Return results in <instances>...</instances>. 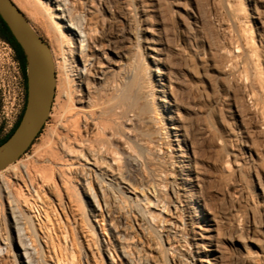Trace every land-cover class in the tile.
Listing matches in <instances>:
<instances>
[{
  "label": "bare ground",
  "instance_id": "1",
  "mask_svg": "<svg viewBox=\"0 0 264 264\" xmlns=\"http://www.w3.org/2000/svg\"><path fill=\"white\" fill-rule=\"evenodd\" d=\"M22 1L30 9V14L41 31L50 39L54 68L59 73L56 90L65 100L64 105L59 108L62 110L59 122L65 133L62 132L63 137L59 134L61 138L57 146L64 152L61 151L62 155L65 154L64 156L76 161L77 166L72 165L75 168L77 188L73 185L76 188L77 203L83 204L81 213L77 214L80 212L76 210L77 207L75 213L72 207L76 201L73 203V193V196H68L71 190L67 189L68 193L66 189L62 193H53L50 186L47 189L49 194L54 196L59 208L71 217L69 224L76 234L75 241L86 264H90L89 254L93 258L98 254L103 264H204L205 259L198 258L199 239L195 231L191 232L193 235L189 237L187 229L193 222V214L197 211L200 200L192 198L176 180L167 181V172L162 169L161 172L164 173L158 174L161 176V179L158 177L159 182H155L151 177V172H156L166 161L164 140L173 135V143L179 146V152L181 141L178 140L180 130L171 128L175 130L170 133L162 126V111L165 112L167 107L164 105L165 100H160L156 92L165 96V91L157 90L155 85L161 88H165V85L161 78L152 79L143 52L145 47L142 45L141 22L144 9L140 14L139 8L145 5V2ZM32 27L38 33L37 28L33 25ZM246 41L241 45V42L237 43L238 53L245 52L249 47ZM108 50L113 54H109ZM251 51L246 50L249 54ZM148 57L155 63L160 60L155 54ZM252 57L254 56L250 58L253 59ZM37 81L38 76L33 84L36 85ZM48 134L51 135L49 132ZM180 134L181 137L186 136ZM236 136L243 138L240 129ZM53 137L55 138V135ZM50 151L54 150L50 148ZM49 154L51 153L46 157H49ZM53 155L56 154L53 152ZM227 163L229 165V162ZM233 163L238 166L239 161L234 159ZM163 166L166 169L164 164ZM8 167L9 177L16 181L21 179L22 184L24 181L26 184L30 173H26V166L20 164V167H15L12 164ZM61 169L59 172H64ZM70 171L68 170V174ZM177 171L180 176H184L181 168ZM37 174L42 175L43 172ZM33 175L35 177L36 174ZM156 175L154 176L157 177ZM179 178L184 183V179ZM30 181L24 185V190L30 195L33 194L37 202H40V191L35 188L37 184L34 183L33 186ZM11 184L8 176L0 172V256L12 255L13 252L11 264H66L62 258L65 257L62 254L64 250L66 257L70 256L73 260V242L69 246L67 236L64 237L63 248L57 251L48 226H44L42 235L38 234L31 216L32 209H38L36 202L34 205L29 203L23 188L17 186L14 191V185ZM2 201L5 210L2 208ZM81 207L79 206V209ZM44 212L47 214L45 209ZM104 214L109 218L107 224L111 239L108 240L104 238V234L101 237L97 234V218L100 216L104 220ZM78 215L82 219L81 222ZM128 217L135 223V231L134 224L127 223ZM57 220L62 221L59 217ZM82 222L95 236L96 251L90 249L88 243L84 246L80 240L85 238ZM209 226L213 227L211 223ZM64 230L66 231V226ZM212 230L207 229L209 232L206 235H203L204 230H201L197 235L200 239H207L210 251L215 253L216 262L221 249L218 247L220 244L215 242L214 234H210ZM136 236L144 239L145 243L141 239L135 240ZM166 254L172 255V258L168 259ZM71 260V264H74Z\"/></svg>",
  "mask_w": 264,
  "mask_h": 264
},
{
  "label": "rangeland",
  "instance_id": "2",
  "mask_svg": "<svg viewBox=\"0 0 264 264\" xmlns=\"http://www.w3.org/2000/svg\"><path fill=\"white\" fill-rule=\"evenodd\" d=\"M12 1L30 24L37 28L38 34L47 42L51 50L50 39L41 31L35 18L30 14V9L22 0ZM143 1L145 5L139 8V13L141 14V10L144 9L141 36L147 68L152 79L161 78L165 85V88L155 85L157 90L165 91V96L156 92L160 100H165L164 105L167 107L165 112L162 111V126L170 133L175 130L171 128L180 130L178 140L181 141L179 152L177 151L179 146L173 143L175 140L173 135H169L168 139L164 140L167 162L164 161L162 166L164 164L166 169L161 166L162 168H158L156 172H151L153 175L151 177L155 182H159L161 179L159 175L164 173L161 172L162 169L167 172L165 178L167 181L176 180V183L188 191L192 198L200 200L201 205H198L197 211L193 214V222L187 229L189 237L195 231L199 239L198 258L207 260H204V264L205 262L264 264V0ZM244 40L250 47L247 48L248 51L252 50L250 54L246 52L247 49L242 53L237 52V43L241 42V45ZM108 53L113 54L111 50H108ZM153 54L158 55L159 62L155 63L148 57ZM251 56H254L253 59L250 58ZM54 70L55 99L53 98L47 121L32 146L13 163L15 167H20V164L26 166L28 170L26 173H31L28 174V180L31 179L33 186L37 184L35 188L40 191L42 202H37L33 194L30 195L24 190L28 180L26 184L25 181L22 184L21 179L16 181L9 177V167L1 172L8 176L11 185H14V191L15 187L20 186L26 192L25 196L29 203L34 205L36 202L38 209L33 208L31 216L38 234L42 235L41 232L45 231L44 226H48L57 251L63 248V239L67 236L68 245L73 242L74 257L71 260V257H66L67 254L62 250L65 263L69 264L71 260L74 264H86L75 241L76 234L69 224L71 217L59 208L54 196L49 194L47 189L50 186L53 193L56 191L62 193L65 189L68 193L71 190L68 196L74 194L72 197L74 199L71 197L70 199L73 203L76 201L77 180L72 165L77 166L76 161L64 156L65 154L62 155L64 152L57 146L65 133L59 122L62 115V110L59 108L64 105L65 100L56 90L59 73L56 68ZM18 73L25 91L20 64H18ZM15 95L12 77L0 67V138L4 136L6 125L14 121L21 110L22 104ZM169 116L170 118H167ZM52 127L57 129L53 130ZM58 129L61 132H58ZM238 129L242 131L241 140L236 136ZM180 133L186 136L181 137ZM50 148L54 151H50ZM53 152L56 155H53ZM48 153L52 155L46 157ZM65 159L67 161L70 159V162ZM234 159L239 161L238 166L233 163ZM60 166L65 167L62 168L64 172H59ZM179 168L182 169L184 176H180L177 171ZM68 170H71L70 175ZM41 171L42 175L37 174ZM33 174H36L35 177ZM59 174L61 175L58 176ZM179 177L184 179V183ZM66 179H70V183ZM34 180L36 181L33 182ZM60 181L64 183L61 184ZM2 204L5 210L3 201ZM72 205L74 210L77 207L76 210L80 211L77 214H80L83 204L76 201ZM77 205L82 207L79 209ZM58 217L62 221L59 222ZM97 219L99 220L97 234L100 237L104 234L106 240L111 239L107 215L104 214V220L100 216ZM126 221L134 224L135 231L136 225L133 220L128 217ZM82 223L85 238L82 237L80 240L84 246L88 243L90 249L96 251L95 236L85 223ZM210 223L213 227L209 226ZM207 229H213L210 234H214L215 242L220 244L218 247L221 252L216 262L215 253L210 251L211 247L207 239H200L197 235L201 230H204L203 235H206L209 232L206 231ZM136 239L141 237L136 236ZM141 241L145 243L144 239ZM169 253L173 252L169 251ZM11 254L0 256L2 259L0 264H11L13 252ZM89 256L90 264H103L98 254H95L94 258L90 254ZM166 256L168 259L172 258V255L166 254Z\"/></svg>",
  "mask_w": 264,
  "mask_h": 264
},
{
  "label": "water",
  "instance_id": "3",
  "mask_svg": "<svg viewBox=\"0 0 264 264\" xmlns=\"http://www.w3.org/2000/svg\"><path fill=\"white\" fill-rule=\"evenodd\" d=\"M0 18L23 52L26 74L25 109L13 134L0 145L1 172L27 152L43 129L54 98L55 70L49 45L12 0H0Z\"/></svg>",
  "mask_w": 264,
  "mask_h": 264
},
{
  "label": "built area",
  "instance_id": "4",
  "mask_svg": "<svg viewBox=\"0 0 264 264\" xmlns=\"http://www.w3.org/2000/svg\"><path fill=\"white\" fill-rule=\"evenodd\" d=\"M18 64L19 63L16 59L15 52L13 48L11 47V45L5 40L0 38V67L1 69L5 70L8 74H10V77H12L13 83L15 84V90H16L15 96L19 98L22 104L21 110L18 113V115L15 117L14 121H11V123L6 125L7 128L4 129V132H5L4 135H6L10 131V129L13 127L14 123L16 122L25 104V91L23 88V82L18 73ZM16 97H14V99Z\"/></svg>",
  "mask_w": 264,
  "mask_h": 264
},
{
  "label": "trees",
  "instance_id": "5",
  "mask_svg": "<svg viewBox=\"0 0 264 264\" xmlns=\"http://www.w3.org/2000/svg\"><path fill=\"white\" fill-rule=\"evenodd\" d=\"M0 38H2L3 40H5L6 42H8L11 47L13 48L14 52H15V56L17 61L19 62L21 69H22V76L24 79V87H25V99H26V74H25V57L23 55V52L21 50V48L19 47V45L17 44V42L15 41V39L13 38V36L11 35L9 29L7 28V26L5 25V23L2 21V19L0 18ZM26 104V101H25ZM25 104L24 107L21 111V113L19 114L16 122L14 123L13 127L10 129V131L4 135L2 138H0V145L3 144L15 131V129L17 128L21 116L23 114V111L25 109Z\"/></svg>",
  "mask_w": 264,
  "mask_h": 264
}]
</instances>
